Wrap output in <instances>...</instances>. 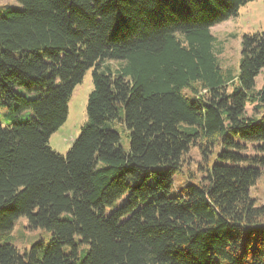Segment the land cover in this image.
I'll return each mask as SVG.
<instances>
[{"label":"trees","instance_id":"trees-1","mask_svg":"<svg viewBox=\"0 0 264 264\" xmlns=\"http://www.w3.org/2000/svg\"><path fill=\"white\" fill-rule=\"evenodd\" d=\"M17 1L0 15V105L31 117L0 123V234L25 216L50 237L0 243V264H264L251 192L264 173V35L242 34L235 85L210 33L250 0ZM88 68L86 121L60 154L48 138ZM191 145L200 176L171 193Z\"/></svg>","mask_w":264,"mask_h":264},{"label":"rangeland","instance_id":"rangeland-1","mask_svg":"<svg viewBox=\"0 0 264 264\" xmlns=\"http://www.w3.org/2000/svg\"><path fill=\"white\" fill-rule=\"evenodd\" d=\"M11 5H19L17 0H0V15L3 10ZM212 35L211 51L223 70L229 69L234 76V84L238 85L239 60L241 50V36L244 33H261L264 35V0H250L238 8L235 15L228 19L216 23L210 27ZM118 60H107L103 64L115 66ZM92 68H88L81 81L77 83L68 98L67 116L65 121L53 131L48 138V145L54 151L65 154L70 148L73 139L78 135L81 127L86 121L85 108L87 97L92 84ZM264 83V70L255 77L253 91H258ZM230 85L229 89L232 90ZM29 97H35L36 93L28 94ZM247 115H253L259 120V112L255 111L249 103L246 105ZM31 117V111L26 110L15 117H9V111L0 105V123L7 125L13 120H25ZM112 127L118 132L121 146L127 150L129 138L125 125L121 122H114ZM248 153H253L252 145L248 144ZM215 160L212 154L210 162ZM202 155L196 145H191L187 152L182 156L181 168L173 176L174 188L171 193H175L182 188L190 179L196 181L201 173L199 165H203ZM128 182L132 184L129 178ZM252 194L255 195L258 202H264V173L257 179L255 185L251 188ZM125 192L118 198L106 211L110 212L127 199ZM50 237L49 231L43 228H29L25 216H19L14 220L11 229L0 234V243L8 242L18 248L20 251L28 249L35 241L41 240L44 244ZM77 238V237H76ZM87 248V245H79V249ZM67 251V247H64Z\"/></svg>","mask_w":264,"mask_h":264}]
</instances>
